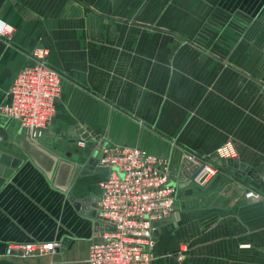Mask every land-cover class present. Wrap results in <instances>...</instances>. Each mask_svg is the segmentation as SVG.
<instances>
[{
	"label": "crops",
	"instance_id": "obj_1",
	"mask_svg": "<svg viewBox=\"0 0 264 264\" xmlns=\"http://www.w3.org/2000/svg\"><path fill=\"white\" fill-rule=\"evenodd\" d=\"M0 19L12 28L0 35V102L37 48L62 74L46 137L0 115V150L27 155L0 186V264H86L106 176L88 166L103 136L173 167L233 141L252 174L221 168L177 195L152 264H264V0H0ZM66 239L54 256L6 252Z\"/></svg>",
	"mask_w": 264,
	"mask_h": 264
},
{
	"label": "built area",
	"instance_id": "obj_2",
	"mask_svg": "<svg viewBox=\"0 0 264 264\" xmlns=\"http://www.w3.org/2000/svg\"><path fill=\"white\" fill-rule=\"evenodd\" d=\"M11 30L0 19V35ZM48 54V48H37L33 63L18 71L0 102V115L17 122L33 141L50 133L62 93V74L49 63ZM87 133L74 134L79 147L87 145ZM4 139L0 132V141ZM96 140L92 150L94 168L103 165L108 170L100 182L98 197L93 199L95 223L104 228L95 230L86 264H152L156 230L160 227L154 223L179 214L176 207L179 184L185 183L188 187L195 182L202 183L223 167L187 151L184 157L198 164L199 169L191 177H184L180 170L172 178L173 165L168 158L138 144L116 143L105 136ZM98 151L102 152L100 157L96 156ZM215 152L219 159L238 157L231 140ZM244 194L247 199L262 198V194L250 188ZM61 246L59 241L9 243L6 252L36 259L58 254Z\"/></svg>",
	"mask_w": 264,
	"mask_h": 264
},
{
	"label": "water",
	"instance_id": "obj_3",
	"mask_svg": "<svg viewBox=\"0 0 264 264\" xmlns=\"http://www.w3.org/2000/svg\"><path fill=\"white\" fill-rule=\"evenodd\" d=\"M74 144H69L68 149L71 150L73 148ZM101 151H98L96 153L97 157L101 156ZM27 155L24 152H21L19 156H13L9 153L2 152L0 150V186L6 181L8 177L11 176V174L14 172L15 168H18L19 165L22 163L24 159H26ZM75 158H79L78 156H75ZM209 159L212 162H215L217 164H220L223 168L229 169L233 172H235L238 175H243L244 171L247 170L249 174H252L253 170L248 168L244 163H239L238 158H229V159H219L216 152L211 154L209 156ZM91 165H89V172L94 169V160L92 158ZM199 169V165L194 163L192 160H190L188 157H184L181 164H178L173 167V171L171 172L172 178H176L179 171H182V175L184 177H191L192 173L196 172ZM97 170L105 171L106 175L108 174V170L105 168V166L100 165L97 167ZM187 192H192V188H188L185 183L179 184L177 195L181 196L182 194H186ZM79 203V202H77ZM179 214H177L175 217H171L169 219H165L163 221H157L154 223L156 227L161 226L162 224H171L172 221L175 220V218H178ZM104 227L98 224H95V230L103 229ZM156 234H158V230H156ZM67 243V239L64 240L63 244Z\"/></svg>",
	"mask_w": 264,
	"mask_h": 264
},
{
	"label": "rangeland",
	"instance_id": "obj_4",
	"mask_svg": "<svg viewBox=\"0 0 264 264\" xmlns=\"http://www.w3.org/2000/svg\"><path fill=\"white\" fill-rule=\"evenodd\" d=\"M42 257V256H41Z\"/></svg>",
	"mask_w": 264,
	"mask_h": 264
}]
</instances>
